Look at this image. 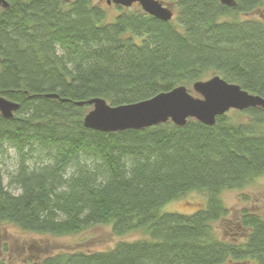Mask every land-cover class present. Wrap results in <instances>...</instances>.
<instances>
[{
	"label": "trees",
	"instance_id": "1",
	"mask_svg": "<svg viewBox=\"0 0 264 264\" xmlns=\"http://www.w3.org/2000/svg\"><path fill=\"white\" fill-rule=\"evenodd\" d=\"M8 1L0 10V95L20 107L12 118L0 114V155L17 153L8 186L19 193L0 171V224L53 236L104 224L116 235L146 236L44 264H264L263 215L242 210L232 238L213 226L229 215L225 190L264 176L262 108L247 109L240 123L218 116L213 126L84 125L92 98L132 104L214 75L264 98V20L250 17L264 0H170V21L140 8L107 21L93 0ZM192 192L205 196L202 206L164 211Z\"/></svg>",
	"mask_w": 264,
	"mask_h": 264
},
{
	"label": "rangeland",
	"instance_id": "2",
	"mask_svg": "<svg viewBox=\"0 0 264 264\" xmlns=\"http://www.w3.org/2000/svg\"><path fill=\"white\" fill-rule=\"evenodd\" d=\"M107 0H93V4L100 5L107 13V21H113L115 17L125 9L134 10L138 6L131 8H121L112 4L109 6ZM169 3L174 7V17L177 9L170 0H160ZM251 18L264 20V6L258 8L250 14ZM195 97H200L189 87ZM264 110V109H263ZM232 123L247 121L250 114L246 110L232 109L226 113ZM18 155L12 148L0 155V171L4 177V183L8 186L10 175L17 169ZM14 190V186H8ZM225 205L229 208V215L219 222H215L218 235L223 238H232V223L239 218L242 210L259 213L264 216V176L258 178L253 183L242 189L225 190L222 193ZM206 200L203 194L192 192L164 207V211L192 212L202 206ZM167 207V208H166ZM224 228H228L225 232ZM146 237L142 231H133L124 235H116L110 225H95L84 229L78 234L67 236H53L39 232L25 231L14 224H0V264H44L49 257L61 253L77 251H104L112 248L119 241H134ZM223 264H250V262H235L227 260ZM255 264V263H252Z\"/></svg>",
	"mask_w": 264,
	"mask_h": 264
},
{
	"label": "water",
	"instance_id": "3",
	"mask_svg": "<svg viewBox=\"0 0 264 264\" xmlns=\"http://www.w3.org/2000/svg\"><path fill=\"white\" fill-rule=\"evenodd\" d=\"M135 2H138L146 13L160 20L170 21L174 17L173 6L164 5L160 0H108V3L126 8ZM220 2L230 7L236 5L235 0ZM8 6V0H0V10ZM192 89L200 97H195L188 87L178 86L150 99L119 106H112L102 98H92L87 102L91 109L84 117V125L102 132L139 130L169 121L182 127L189 119L213 126L218 116L225 115L232 109H264V98L248 92L239 84L229 82L220 75L196 81ZM47 96L57 98L58 95ZM19 107V103L0 95V114L4 118H12Z\"/></svg>",
	"mask_w": 264,
	"mask_h": 264
},
{
	"label": "flooded vegetation",
	"instance_id": "4",
	"mask_svg": "<svg viewBox=\"0 0 264 264\" xmlns=\"http://www.w3.org/2000/svg\"><path fill=\"white\" fill-rule=\"evenodd\" d=\"M107 2V4L109 5V6H111L112 4H114V3H108V0L106 1ZM164 3V5H168L169 3H165V2H163ZM116 6H118V7H121V8H126V7H123V6H121V5H116ZM133 6H138L137 8H140L142 11H144L142 8H141V6H140V4L138 3V2H135L131 7H133ZM131 7H129V8H131ZM173 11H174V7H173Z\"/></svg>",
	"mask_w": 264,
	"mask_h": 264
}]
</instances>
